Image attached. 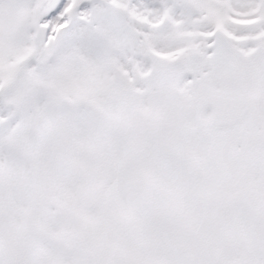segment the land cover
Here are the masks:
<instances>
[{
  "label": "snow or ice",
  "instance_id": "obj_1",
  "mask_svg": "<svg viewBox=\"0 0 264 264\" xmlns=\"http://www.w3.org/2000/svg\"><path fill=\"white\" fill-rule=\"evenodd\" d=\"M0 264H264V0H0Z\"/></svg>",
  "mask_w": 264,
  "mask_h": 264
}]
</instances>
